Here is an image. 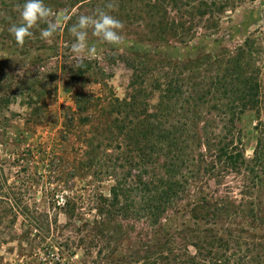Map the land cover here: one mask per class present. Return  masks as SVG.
Masks as SVG:
<instances>
[{
	"label": "trees",
	"instance_id": "16d2710c",
	"mask_svg": "<svg viewBox=\"0 0 264 264\" xmlns=\"http://www.w3.org/2000/svg\"><path fill=\"white\" fill-rule=\"evenodd\" d=\"M241 1L114 0L118 8L111 14L125 29H140L148 41L183 42L199 27L215 28L218 16ZM44 2L54 10L55 20L59 10L70 17L55 34L69 43V28L77 17L112 0ZM147 58L105 53L102 61L90 58L79 66L75 59L59 63L58 70L68 76L66 90L72 105L62 107L60 136L44 141H31L35 134L30 125L39 126V119L46 117L45 102L57 91L56 79L43 94L22 85L0 96V124L8 126L11 118L22 116L29 125L18 132L15 147L6 153L11 159L7 164L15 168L10 184L4 172L6 158L0 156V247L8 243V236L16 243V260L0 254V264H264V236L236 220L242 213L260 220L264 207V137L258 139L253 155L246 156L236 127L242 114L259 110L262 103L256 41L249 37L226 54L190 60L177 73L173 64L163 67L158 70L161 78L154 73L146 76ZM116 59L132 72L122 99L105 92V83L98 81L99 64H114ZM4 73L0 74L8 80ZM155 95L158 101L151 106ZM17 97H22L18 104L25 108L21 114L9 110ZM203 109L213 118L208 120L211 127L208 123L199 130ZM79 114L85 119L81 125L88 129L77 125ZM71 136H78L79 142L74 144ZM115 143L126 150L124 161L113 162L107 154ZM210 150L214 154L207 160ZM224 171L245 176L244 204L202 197L191 208V225L122 241L129 237L128 223L157 228L184 198L192 180ZM82 173L90 175V187L79 191L73 179ZM106 178L111 179L107 194L96 191L97 182ZM38 186L49 210L38 205ZM59 212L65 217L62 222Z\"/></svg>",
	"mask_w": 264,
	"mask_h": 264
},
{
	"label": "rangeland",
	"instance_id": "374dc122",
	"mask_svg": "<svg viewBox=\"0 0 264 264\" xmlns=\"http://www.w3.org/2000/svg\"><path fill=\"white\" fill-rule=\"evenodd\" d=\"M23 2L24 0H0V73L3 74L5 72L4 74L8 75L7 80L6 76L0 74V96L8 95L11 91L16 90L17 86L21 88L22 85H29L35 90V93L39 92L43 94V91L48 88L50 82L56 79L55 82L58 84L57 91L51 96L47 95V98H49L45 102L46 108L44 112L46 117L39 119L38 122L41 125H30L31 129H34L33 134H35L31 141H44L55 134L60 136V122H62L63 114H65L62 107L68 104L72 105L68 95L69 91L66 90L70 86L68 76L63 73L62 69L58 70V68L62 66V64H59L62 61L69 60L72 62L74 60V54L71 51L74 37L71 36L69 43H66L64 39H58L57 36H55L56 39L53 38L50 42H47L40 37L42 29V25L40 24L34 28L33 38H26L24 45L22 47L18 46L8 29L13 23L18 24L20 22L16 5L23 4ZM63 17V11L59 10L56 14V22L60 26L64 20ZM37 34L38 36H36ZM121 35L124 37L125 44L122 47H115L101 42L89 31V43L95 46L96 49L91 58H98L102 61L105 53L128 54L131 56L134 54L143 55L148 57L147 61L149 64H146V68H148L146 76L149 78L152 77L153 73V75L161 78L159 69L163 67L167 68L171 64L174 65V71L177 73L183 68L182 65H187V63H190V60L200 59L211 54H226L228 51H233L236 46L242 44L246 38L250 37L254 39L260 51V58L257 64L261 69L259 80L261 82L262 103L259 110H251L242 114L236 125L241 131V139L246 156L250 157L253 155V150L257 145L258 139L264 137V0H242L235 8L229 9L218 16L215 28L206 29L199 27L192 38L183 42L178 40H170L163 43L148 41L138 28H123ZM54 43H56V51L51 49ZM64 56L69 59H66ZM150 58L153 60L149 61ZM99 67L102 74L98 77V81L101 80L103 82L101 85L105 83V92H109L112 96L120 99L124 98L132 75L127 64H124L122 60L117 61L116 59L114 64H99ZM8 85H11V87L9 88ZM89 86L98 88L100 84L90 83ZM21 98L17 97L15 103H10L9 110L19 112L20 114L24 112L25 108L18 104ZM157 101L158 97L155 95L150 99L151 106H154ZM151 109L153 110V107ZM202 112V120L197 123L199 130L206 127L209 123L208 120L213 118L212 115L208 117L205 114L208 112L207 109H203ZM4 114L11 117L8 111H5ZM1 119L2 116L0 115ZM84 120L79 114L76 119L77 125L81 129H88V127L81 125ZM209 124L211 127V123ZM27 127L29 125L25 123L22 116L14 119L11 118L8 126L0 124V156L3 159L6 158L4 172L8 179V184L15 179V168L7 164L11 162V159L8 158L6 153L9 154L15 147L14 144H16L18 132ZM80 135L82 136V133ZM78 139V136L72 137L74 144L79 142ZM104 146L107 147V143H104ZM117 146L118 144L115 143L109 147L107 154L114 157L113 162H116V159L124 161L126 150L117 148ZM201 150H205L204 146H201ZM213 152L212 150L208 151L206 155L207 160H209V155L214 154ZM69 154H71V158L75 156L71 151H69ZM120 170L119 168V172ZM80 176L81 178L77 177L73 179L74 187L79 191H84L90 187L87 185L88 181L91 180L90 175L82 173ZM110 180L106 178L97 182V185H95V187H98L96 191L99 190L107 194L109 184H111ZM244 183L245 176L243 174L225 171L221 172L220 175L208 174L205 178L202 177V180L201 178L199 180H192L184 198L168 212L157 228L152 229L142 222L128 223L125 231L129 237H124L122 241L132 240L135 236L139 238L141 236H148L156 231L160 233L167 232L183 225H191L194 222L190 214L191 208L202 197L209 199L227 198L236 205H240L239 203L242 202L244 204L246 202V197L242 194ZM37 190L36 200L39 207L45 211L49 210L50 204L41 196L44 193L42 187L38 186ZM261 209L263 210L259 212L262 217L260 220H253L252 217H247L242 212L240 214L242 213L243 215L241 214V217L236 220L242 227L260 236H264V207ZM64 219V215L59 212V221L62 222ZM8 237V243H3L0 247V254L6 260L15 261L16 243L13 241V237ZM120 252L121 250L117 254ZM80 255L81 251L78 252L77 258Z\"/></svg>",
	"mask_w": 264,
	"mask_h": 264
},
{
	"label": "clouds",
	"instance_id": "9594fccd",
	"mask_svg": "<svg viewBox=\"0 0 264 264\" xmlns=\"http://www.w3.org/2000/svg\"><path fill=\"white\" fill-rule=\"evenodd\" d=\"M118 4L112 0L103 8H97L92 14H81L76 22L69 28L74 37L71 44V51L77 65H82L85 60L90 59L96 52L95 46L89 43V31L101 42L115 47H122L125 44L121 32L124 24L111 13L117 10ZM20 22L13 23L8 31L13 36L18 46H23L26 38L33 36L32 29L43 23L46 27L40 31L41 39L50 42L60 25L54 19V10L45 4L44 0H24L23 4H17ZM65 24L70 17L65 13L63 17Z\"/></svg>",
	"mask_w": 264,
	"mask_h": 264
}]
</instances>
